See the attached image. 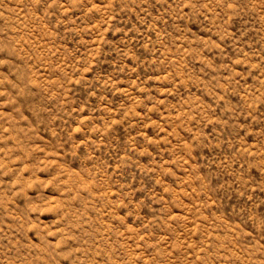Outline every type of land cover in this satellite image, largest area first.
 <instances>
[{"label": "rangeland", "instance_id": "1", "mask_svg": "<svg viewBox=\"0 0 264 264\" xmlns=\"http://www.w3.org/2000/svg\"><path fill=\"white\" fill-rule=\"evenodd\" d=\"M0 264H264V0H0Z\"/></svg>", "mask_w": 264, "mask_h": 264}]
</instances>
